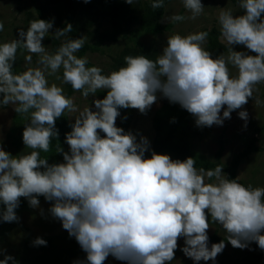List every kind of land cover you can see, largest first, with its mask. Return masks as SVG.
<instances>
[{
	"label": "clouds",
	"instance_id": "clouds-1",
	"mask_svg": "<svg viewBox=\"0 0 264 264\" xmlns=\"http://www.w3.org/2000/svg\"><path fill=\"white\" fill-rule=\"evenodd\" d=\"M163 4L164 0H152L151 6L158 9ZM183 4L193 19L205 7L202 0H183ZM239 6L246 10L243 15L231 10L219 13L222 37L229 47L227 56L215 58L204 47L207 32L176 33L168 35L155 61L128 55L121 67L103 74L100 67L87 66V57L76 55L83 47L82 38L68 39L54 53L47 52L42 40L53 22L40 18L27 31L20 30V39L0 43V103L14 105L18 114H30L23 142L33 150L14 156L0 146V205L4 206L0 220L17 221L20 198L39 207L38 197L43 195L54 201L51 214L87 253V264H103L110 254L128 264H166L174 260L180 236L185 241L182 251L197 264L215 261L226 245L222 240L209 247V214L234 247L246 248L255 241L264 250V187L245 186L220 167L198 171L191 157L174 160L154 150L146 157L148 139L138 141L116 124L121 108L143 113L158 93L179 103L200 127L222 125L233 110L246 104L253 86L264 82V20L260 19L264 0H239ZM3 28L0 23V31ZM71 30L68 24L53 34L59 39ZM233 45H245L256 55L236 51ZM20 46L40 54L38 64L43 67L14 74L11 69ZM26 59L30 62L31 56ZM229 64L237 69L236 75L229 73ZM61 68L63 81L82 90L85 98L107 90L103 99L95 100V111L89 106L78 110L62 87L49 84L46 70L51 75ZM66 110L79 111L65 137L70 151L59 147L63 162L49 164L47 158H40V151L50 150L52 138L59 135L56 120ZM238 115L248 118L246 110ZM33 244L47 241L37 237ZM9 261L19 264L12 255H5L0 264Z\"/></svg>",
	"mask_w": 264,
	"mask_h": 264
},
{
	"label": "rangeland",
	"instance_id": "rangeland-1",
	"mask_svg": "<svg viewBox=\"0 0 264 264\" xmlns=\"http://www.w3.org/2000/svg\"><path fill=\"white\" fill-rule=\"evenodd\" d=\"M141 1L144 2L146 0ZM202 3L205 6L203 12L193 19L191 12L184 7L183 0H172V2L169 3L166 8V14L163 19V23H170L173 21L170 19V17L172 15H179L181 12L184 13L185 18L171 31H167L163 35H160L156 38H153V36L149 35L147 38H145V42H155L162 54L163 49L167 44L168 35L176 33L188 35L190 33L201 31L204 32L205 28H207L209 31H211L213 28H217L221 31V26L218 19L219 13L221 11L231 10L236 16L243 15L246 11L240 8L239 3L233 4L231 0H204ZM39 5L47 8L45 12H47V19L50 20L51 14L53 13L56 15V12L59 10L58 4L49 3V0H36V2L35 0H0V23L5 25L4 27L7 31H3L5 35H7L6 42L20 39V30H26L30 23L38 16L36 7ZM99 10V12H104L102 7H99ZM260 19L264 20V14H262ZM135 28H137V25H135ZM110 30L111 24L109 19L104 16L100 18V22L94 24L91 29L90 36L85 35L84 38H86V40H94L100 33ZM55 32L56 31L54 27H52L49 30V33H47L42 40L46 51L49 53H54L51 49L50 38L55 36L53 34ZM222 41L227 43L225 40H223V37ZM128 42L129 40L127 38H122L117 42H105L103 48L106 50V53H90L87 55V60L93 62L95 66L100 67L103 70V74H108L113 71L112 57H116ZM208 43L209 36H207L206 42L204 44L205 48L207 47ZM235 46L236 51H242L247 54L251 52V50L247 49L245 45ZM39 55L40 54L30 53L25 50L23 53L24 58L22 60V66L25 71L28 68H34L37 66L43 67L42 65L38 64ZM227 55L228 52L225 54V56ZM27 56H31L30 62L26 59ZM228 69L231 75L234 76L237 74V69L231 64L228 65ZM48 71L50 70H46V76L49 84L55 83L57 86L64 88L62 76L63 68L51 75L47 74ZM253 96H257L256 99H251L246 104L242 105L241 108L233 110L231 113V118H225L222 125L213 124L212 126L204 129L205 137L212 139V141L209 142L211 144L210 147L206 144L208 151L215 152L218 149L219 138L224 132L225 127L232 128L235 130V134L237 132L244 137H256L259 140L258 144L264 147V135L260 133L259 130H256L257 126L264 123V82H260L253 86ZM70 98H72L73 103L78 110H83L84 107L89 106L93 111L96 110L95 100L101 99L97 93L90 94L88 98H85L82 94V90L76 91ZM163 98L164 97L158 93V99L150 107L152 112H156V110L162 106L161 102ZM2 100L3 96L0 95V101ZM226 107L227 105L224 106V108ZM223 110L224 109L222 108L221 115L223 114ZM242 110H246L248 112V118L246 121L240 118L238 115V113ZM65 112L69 116L71 124H74L76 115L79 114V111L69 112L66 110ZM16 116L19 117V120L15 119ZM29 119V113L18 114L15 111L14 105H4L0 103V146H2L6 151L10 152L14 156L30 153L33 151L32 149L26 148V145L23 142V131L26 125L30 123ZM143 120H146V118L140 121H138V119L133 120V122H136V124L134 130L131 133L137 137L138 141L141 139V137H146L148 141H151L150 134L153 133L152 123L148 120L143 122ZM118 123H120V121L117 117L116 124ZM13 127L17 128L14 134L15 137L10 136V131ZM98 131L102 136L106 135L102 132V130L98 129ZM15 138L19 141L22 140V144L17 146V141L15 142ZM226 139L228 140V143L223 158L226 161V164H229L232 161L234 155L242 150L241 146H243V144L234 140L233 136H227ZM204 141H206V139H204L203 142ZM67 146L68 150L70 151V146L68 144ZM151 154L152 148L148 153H145V156L150 157ZM238 174L239 180L247 182V185H251L253 187V184L255 183L259 184V187H264V152L252 154L251 158L241 165ZM205 182H209L206 176ZM53 203L54 201H48L46 198H44L43 200H40L39 207H31L29 204L26 208L19 207L18 210H15L17 216L19 217L17 221H2L0 223V259H4L5 255H12L20 264V262L24 259L27 262L28 256L30 254H38L45 255L47 258L41 259L40 261L36 263L34 262L33 264H49L53 261H57V264H74L78 258L76 256L73 257L70 253L65 251V246L67 245L66 241L69 238L71 245L70 248L77 250L81 257H86L87 253L82 249L75 237L70 236L69 232L63 228L62 221L53 217L51 214L50 208ZM2 206L3 205H0V207ZM205 211L207 213V210ZM208 219L209 228L207 229V233L209 237L217 230H219V236L224 237L228 235L219 223L211 220L210 214L208 215ZM29 233H32L35 238L43 237L47 243L50 242V246L47 249L45 248L41 251L38 247L34 246L33 242H30ZM61 235L64 237H62V241L66 240L65 242H60L62 239ZM177 242L184 246V237H178ZM212 244H210L209 247H211ZM225 245V248L217 255L215 261L201 260L198 262V264H234L235 262H239V264H262L264 250L259 248L257 242L253 241L249 243L248 247L246 248L234 247L229 243H225ZM29 259L28 261H30L32 258L30 260ZM81 261L83 260L81 259ZM171 262L172 264H197V262L186 255H184L182 258H176ZM9 264H12V262L9 261ZM103 264H128V262L116 259L110 254L105 259V261H103Z\"/></svg>",
	"mask_w": 264,
	"mask_h": 264
},
{
	"label": "trees",
	"instance_id": "trees-1",
	"mask_svg": "<svg viewBox=\"0 0 264 264\" xmlns=\"http://www.w3.org/2000/svg\"><path fill=\"white\" fill-rule=\"evenodd\" d=\"M231 1L233 4L239 3V0ZM171 2L172 0H164L163 7L154 9L151 6L152 0H146L144 2L141 0H133L132 4H129L126 2V0H88L87 3L85 0H49V3L58 4L59 10L56 12L57 14L55 15L52 13L51 20L47 19V12H45L47 8L39 5L36 7L38 16L34 20L40 18L46 21H52L55 31L65 28L68 24L72 25V30L67 32L59 39H57L55 36L50 38L51 49L53 50L52 52H55L61 46V44L68 39L82 38L84 41L83 47L76 53V55L78 57H87V55L90 53H106V50L103 48L105 42H117L122 38H127L129 42L124 46L120 53L117 54L116 57H112L113 70H117L125 63L124 57L128 55H145L147 58L155 61L161 54V51L155 42H145V38H147L149 35L153 36V38L163 35L165 32L171 31L178 23L182 21L177 20L171 21L168 24L163 23V19L166 14V8ZM99 7H102L104 12H99ZM179 15L184 17L183 12H181ZM104 16L109 19L111 30L100 33L94 40H86L84 36H90V32L94 24L100 22V18ZM135 25H137V28H135ZM3 31H6L5 27L3 28ZM3 31H0V43L6 42L7 35H5ZM25 31H27V29ZM204 32L209 34V43L206 49L210 51L214 58L221 54L225 55L228 52L229 46L227 43L222 41V33L219 29L213 28L211 31H209L207 28H205ZM233 46L235 49L236 46ZM25 50L26 49L22 46L18 47L17 49L16 59L11 69L14 74H19L25 71L22 66V60L24 58L23 53ZM249 55H256V53L251 51ZM87 66L91 67L95 65L93 62L88 61ZM63 91L64 94L69 98L72 97L76 92V90L72 88L71 84L65 82ZM97 94L101 99H103L107 95V90H98ZM256 97L257 96H252L251 98H248V101L251 99H256ZM161 104L162 106L156 110V112H152L150 108H148L143 113L137 108H121L120 115L118 116L120 123H118L117 126L122 127L125 132H132L136 124V122H133V120L138 119V121H140L146 118V120L152 123L153 127V133L150 134L151 141H149V150L152 148V150L158 153L169 154L174 160H186L187 158L191 157L194 160V167L198 171L203 170L204 173L220 167L222 168V171L225 173V175H227L230 179H236L241 184L248 186L247 182L239 180L238 171L240 170L241 165L251 158L252 154L264 152V147L258 144L259 140L256 137H244L237 132L235 134V130L232 128L225 127L224 132L219 138L218 149L215 152H210L208 151L207 146H211L209 142L212 141V139L205 137L204 134V129L208 128L209 126H197L195 122L196 118L186 109L182 108L179 103H171L167 98L164 97ZM15 119L19 120V117L16 116ZM146 120H143V122ZM72 125L73 124H71L70 118L66 112L61 117L57 118L55 127L58 129L59 135L57 138H52L50 150L48 152H43L42 150L40 151V158H47L49 164L63 162V152H57V149L62 147L64 151H69L67 143L65 142V137L66 134L72 130ZM15 130H17V128L13 127L10 131L11 137H15ZM256 130H259L260 133L264 135V123L257 126ZM227 136H233L234 140L243 144V146H241L242 150L234 155L232 161L229 164H226V161L223 158L228 143V140L226 139ZM204 139H206V141L203 142ZM15 142L17 146L22 144V140L19 141L18 139L16 140V138ZM214 179L215 178L213 177V180ZM259 186V184H253V187ZM38 198L43 200L45 197L40 195ZM28 204L29 202L27 198H20L19 207L26 208ZM18 208L16 210H18ZM1 222L2 220H0V223ZM218 231L219 230L215 231L209 237V245L212 243H219L222 240L225 243L231 244L227 240V236H219ZM62 237L63 235H61V238ZM63 238L60 240V242L63 240ZM35 239L36 238L34 235L29 233L30 242H33ZM65 241L66 240L62 242ZM69 241L70 238L66 241L67 245L65 246V251L70 253L73 257L76 256L78 258L77 260L79 261L82 259L84 264H87V255L84 258L81 257L77 250L70 248L71 245ZM177 245L178 246L175 250L174 260L176 258H182L185 255L182 251L184 246L178 242ZM49 246L50 242L46 245H40L36 247L42 251L45 248L47 249ZM29 258L32 259L30 260ZM44 258L47 257H45V255L30 254L28 256L30 261L27 259L26 262L24 259L20 262V264H33L34 262L36 263ZM57 263V261H53L49 264ZM166 264H172V262H167ZM234 264H239V262H235ZM262 264H264V255Z\"/></svg>",
	"mask_w": 264,
	"mask_h": 264
}]
</instances>
